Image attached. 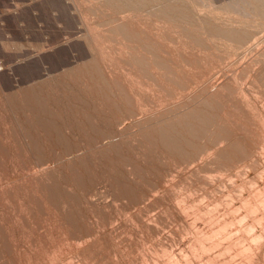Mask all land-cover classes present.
<instances>
[{
	"label": "rangeland",
	"instance_id": "1",
	"mask_svg": "<svg viewBox=\"0 0 264 264\" xmlns=\"http://www.w3.org/2000/svg\"><path fill=\"white\" fill-rule=\"evenodd\" d=\"M0 264H264V0H0Z\"/></svg>",
	"mask_w": 264,
	"mask_h": 264
},
{
	"label": "bare ground",
	"instance_id": "2",
	"mask_svg": "<svg viewBox=\"0 0 264 264\" xmlns=\"http://www.w3.org/2000/svg\"><path fill=\"white\" fill-rule=\"evenodd\" d=\"M34 93H35V92H34ZM35 96H36V95H35ZM69 96H70V95H69ZM29 97H30V96H29ZM32 97H33V96H32ZM32 97H31V98H32ZM29 100H30V99H29ZM31 100H32V99H31ZM35 102H36V100H35ZM80 102H81V101H80ZM39 105H40V104H39ZM41 105H42V104H41ZM41 105H40V106H41ZM47 106H48V105H47ZM34 107H35V105H34ZM45 107H46V106H45ZM40 111H41V110H40ZM40 111H38V112H40ZM46 111H47V110H46ZM48 111H49V110H48ZM52 112H53V111H52ZM34 113H35V112H34ZM43 117H44V116H43ZM202 118H203V117H202ZM69 119H70V118H69ZM203 120H204V119H203ZM50 128H52V127H50ZM53 128H55V127H53ZM57 129H58V128H57ZM201 129H202V128H201ZM47 131H48V130H47ZM43 135H44V134H43ZM52 137H54V136H52ZM48 138H49V137H48ZM55 142L58 143V141H54V143H55ZM61 142H62V141H61ZM58 144H59V143H58ZM61 144H64V143L62 142ZM34 146H35V145H34ZM37 147H38V146H37ZM57 147H58V146H57ZM32 148L35 149L36 146H35V147H32ZM34 149H33V150H34ZM60 149H61V148H60ZM64 150H66V149H64ZM116 150H117V149H116ZM65 152H66V151H65ZM107 158H108V157H107ZM120 158H121V157H120ZM102 159H103V158H102ZM118 159H119V158H118ZM118 159H117V160H118ZM80 161H81V160H80ZM120 162H121V161H120ZM114 164H115V163H114ZM82 165H83V163H82Z\"/></svg>",
	"mask_w": 264,
	"mask_h": 264
}]
</instances>
